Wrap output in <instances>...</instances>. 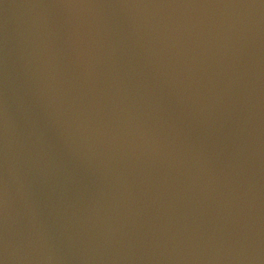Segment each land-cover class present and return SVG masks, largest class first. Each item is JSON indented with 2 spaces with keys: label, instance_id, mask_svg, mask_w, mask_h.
<instances>
[{
  "label": "water",
  "instance_id": "1",
  "mask_svg": "<svg viewBox=\"0 0 264 264\" xmlns=\"http://www.w3.org/2000/svg\"><path fill=\"white\" fill-rule=\"evenodd\" d=\"M0 264H264V0H0Z\"/></svg>",
  "mask_w": 264,
  "mask_h": 264
}]
</instances>
